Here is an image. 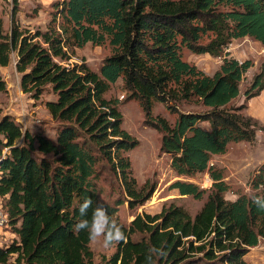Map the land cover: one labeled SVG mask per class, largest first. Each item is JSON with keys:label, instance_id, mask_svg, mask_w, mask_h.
Masks as SVG:
<instances>
[{"label": "trees", "instance_id": "obj_1", "mask_svg": "<svg viewBox=\"0 0 264 264\" xmlns=\"http://www.w3.org/2000/svg\"><path fill=\"white\" fill-rule=\"evenodd\" d=\"M51 6L43 29L21 28L15 5L7 31L0 20V67L14 55L20 91L33 100L50 94L44 107L54 125L51 134L30 133L0 114V205L13 236L0 246V264H95L87 231L73 230L79 203L91 197L93 207L104 204L118 221L117 205L132 208L150 197L152 186L136 185L126 155L137 142L120 126L118 100L104 95L118 79L125 99L136 100L161 132L159 150L175 174L205 171L211 183L193 215L171 202L135 214L122 224L126 240L97 264H148L153 247L165 255L152 264H249L244 254L264 240V210L250 199L264 196V162L249 182L251 192L232 203L223 196L222 170L209 161L227 143L254 137L255 122L228 107L251 63L226 48L245 36L264 46V0H54ZM105 42L109 54L97 72L83 60L69 61L84 44ZM182 48L220 62L205 74L181 58ZM263 88L264 61L243 96ZM156 102L175 114L172 124L151 117ZM180 103L196 109L180 110ZM101 172L122 195L113 205L98 200L94 180ZM168 189L197 200L206 191L181 180Z\"/></svg>", "mask_w": 264, "mask_h": 264}, {"label": "rangeland", "instance_id": "obj_2", "mask_svg": "<svg viewBox=\"0 0 264 264\" xmlns=\"http://www.w3.org/2000/svg\"><path fill=\"white\" fill-rule=\"evenodd\" d=\"M54 0H0V20L4 31L8 30L10 13L15 5L14 18L21 28L43 29L50 18ZM226 50L229 55L238 61L249 60L251 65L243 74L238 83V95L229 101L228 107L248 116L255 122L254 137L250 141L230 142L222 155L212 156L209 164L222 170V177L228 185L224 193L225 199H233L239 193L251 192L249 182L253 171L264 162V88L258 94L245 99L243 92L250 85L252 76L259 71L260 64L264 61V46L250 37L232 40ZM109 54V47L94 46L89 43L74 50L71 62L83 60L87 67L95 72L105 56ZM181 58L194 64L205 74L210 75L220 62L219 57L206 53H191L182 48ZM0 77L4 81L5 89L0 92V114L12 116L21 131L30 133L43 132L51 134L53 123L44 107V101L52 98L50 94L43 93L38 99L33 100L23 94L18 87L19 74L14 69V55H10L7 65L0 67ZM105 97L118 100L117 109L121 113V128L135 138L137 145L126 152L130 162L132 176L138 187L146 183V188L152 186L150 197L139 206L129 208L127 202L116 206L115 215L121 224L126 225L132 217L141 212L153 214L160 210L162 205L173 203L180 205L190 215H193L205 200L207 188L211 181L205 171L193 176H179L169 166V156L159 150L161 132L152 127L139 105L134 99H125V93L118 79L109 86ZM180 110H192L196 107L187 103L177 106ZM151 117H163L169 124L175 119V114L168 112L161 103H153L150 111ZM253 174V175H252ZM174 180L191 182L199 188L206 189L200 199L191 196L178 195L175 189H168ZM98 200L113 205L116 199L122 198L119 188L105 172L98 173L94 180ZM2 241L8 243L13 237L8 228L1 232ZM92 260L97 264L102 257L107 258L113 252V246L104 248L102 243L89 241ZM249 264H264V240L248 249L243 256Z\"/></svg>", "mask_w": 264, "mask_h": 264}, {"label": "clouds", "instance_id": "obj_3", "mask_svg": "<svg viewBox=\"0 0 264 264\" xmlns=\"http://www.w3.org/2000/svg\"><path fill=\"white\" fill-rule=\"evenodd\" d=\"M238 196H234L230 201L235 203ZM252 203L261 210H264V196L253 195L250 197ZM91 197H86L78 205L81 219L74 225V231H87L88 238L93 243H102L104 248H109L126 240L124 226L114 219L108 209L102 203H95ZM91 216L89 218V210ZM165 252L160 248H150L147 256L148 264H152L154 256L163 257Z\"/></svg>", "mask_w": 264, "mask_h": 264}, {"label": "built area", "instance_id": "obj_4", "mask_svg": "<svg viewBox=\"0 0 264 264\" xmlns=\"http://www.w3.org/2000/svg\"><path fill=\"white\" fill-rule=\"evenodd\" d=\"M6 227V217L5 214L1 211V205H0V246L5 245L6 242L2 241V235L1 232H3V229Z\"/></svg>", "mask_w": 264, "mask_h": 264}, {"label": "crops", "instance_id": "obj_5", "mask_svg": "<svg viewBox=\"0 0 264 264\" xmlns=\"http://www.w3.org/2000/svg\"><path fill=\"white\" fill-rule=\"evenodd\" d=\"M229 143H230V142H229ZM229 143H227V145H228ZM227 145H226V146H227ZM218 155H222V154H218ZM213 156H217V155H213ZM258 167H259V166H258ZM258 167H257V168H258ZM257 168L253 171V174L256 172ZM253 174H252V175H253ZM210 181H211V180H210ZM224 182H225V181H224Z\"/></svg>", "mask_w": 264, "mask_h": 264}]
</instances>
